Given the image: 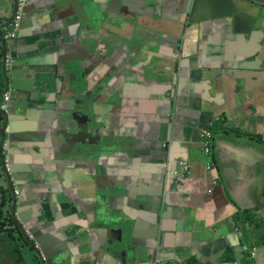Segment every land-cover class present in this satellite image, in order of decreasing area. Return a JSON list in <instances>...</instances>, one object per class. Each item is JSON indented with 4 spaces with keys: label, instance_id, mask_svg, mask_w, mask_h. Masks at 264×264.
Here are the masks:
<instances>
[{
    "label": "crops",
    "instance_id": "0c3cea01",
    "mask_svg": "<svg viewBox=\"0 0 264 264\" xmlns=\"http://www.w3.org/2000/svg\"><path fill=\"white\" fill-rule=\"evenodd\" d=\"M0 6V107L14 89L0 138L13 176H0V209L16 204L18 225L50 257L0 231V264H88L80 257L98 251L115 264H246L238 229L260 247L264 224V0H28L9 41L15 4ZM77 60L82 83L117 74L96 106L72 103L70 113L59 79ZM209 124L213 173L199 139ZM63 134L87 149L132 147L69 171L53 148ZM97 164L113 189L96 186ZM108 211L131 224L99 227Z\"/></svg>",
    "mask_w": 264,
    "mask_h": 264
},
{
    "label": "water",
    "instance_id": "95a60500",
    "mask_svg": "<svg viewBox=\"0 0 264 264\" xmlns=\"http://www.w3.org/2000/svg\"><path fill=\"white\" fill-rule=\"evenodd\" d=\"M16 14H17V5L15 6L14 16L12 20L10 21V24L13 23ZM23 22H22V25H23ZM64 67L66 68V70H64V72L61 73L59 80L61 82V86L65 88L61 92V95L67 101V107L69 108L70 113L74 111L72 103H74V105L77 106L78 110H83L85 101H89L93 107L96 106V100L101 96L105 97V90L110 87V81H112L113 77L117 74V69H113L112 70L113 73L111 75L107 76L105 79L97 83L96 86H94V85H91L88 81H84L82 83V80L84 78L82 74L84 72L82 60L75 61L73 65H64ZM112 96L113 95L108 97V101L109 99L112 98ZM44 105L47 106V103L45 102ZM93 113L96 116H99L94 111ZM54 132H55V129L52 128V133ZM73 136L74 134H63L59 137L58 139L59 141H57L55 145L53 146L55 153L56 154L60 153V156L62 158L61 160L62 163L67 167V170L69 171L77 169V165L83 162V159L85 157H92V158L101 157L105 153L113 152L115 148L120 147V146H123L126 149H131L132 147V144H129V143H118L117 145H114L115 143H112L113 145H111V147H109L106 150H99L97 148L87 149V145L79 143V138H80L79 135L76 137H73ZM98 166L99 165L97 164L92 168V174H91V178L93 177L96 178V186L99 188V190L113 189V188L108 189L101 185L100 179H101V176H103V171L101 169L99 170ZM10 171H11V174L7 172L6 170H5V173H7V175L9 176V180H12L13 173L11 169ZM120 190L126 191V189H120ZM15 191L16 190L13 187L12 193L14 194ZM103 199L104 197L101 196L100 197L101 203ZM114 217H119V216L115 215L114 213H110L109 211L105 213L101 212L97 215L96 223H101L99 227L108 228L112 230L117 229L118 231H122L124 226L131 224V221H125V220L122 221V219L115 220ZM259 225L260 224H257V222L253 220L252 227L257 228ZM257 229L261 232V235L259 236V240L262 242V245L260 247H257L256 245H254V242L257 244V240L254 236L249 237L246 231L244 232L242 231V230H245L244 225H241L238 229V231H240L239 239L242 242L239 245V251H236V252L238 253L237 256L240 255V258L246 261V264H259L256 261L257 254H259L260 251L264 252V224L258 227ZM22 231L24 232L27 238V241L29 242V246H31L34 249V251L39 254L41 259H43L42 254L44 255L45 259L50 258L47 255V253L45 255V252L43 253L41 249L38 248V243L33 235H31L23 227H22ZM98 238H99V235H98ZM119 243H121V240L119 241ZM101 244H104V243H101ZM61 252H59V254ZM93 254L95 258H91V256H84L83 258L80 257V259H82L80 263L87 261L88 264H93L94 262L95 264H105V263L115 264L114 261L108 260L107 258H103V256L105 255L104 251H98ZM149 255H150V258L153 260L154 259L153 254L150 253ZM236 264H241V260H236Z\"/></svg>",
    "mask_w": 264,
    "mask_h": 264
},
{
    "label": "built area",
    "instance_id": "2783aa9c",
    "mask_svg": "<svg viewBox=\"0 0 264 264\" xmlns=\"http://www.w3.org/2000/svg\"><path fill=\"white\" fill-rule=\"evenodd\" d=\"M13 1H14L15 6L17 5V14L14 18L13 23H11L10 26L6 30V31L9 30L6 36H4V39L6 41L15 40L18 38V35L21 31L22 22L24 18L26 17V7L28 5V0H13ZM3 65H4L5 72L10 71L13 66L12 58L5 55L3 58ZM8 88L10 90H8V92L3 95V104L0 107V113L2 117H5V116L7 117L10 113V103L12 100V92H14V90L10 88L9 86ZM211 129H212V125L209 124L207 128L205 127L204 129H202L200 133V137H199L202 155L205 159L208 160V162L206 163V170L209 173H213L214 171V166H213V163L211 162L214 136H213ZM1 144H2V153L0 155L1 161L3 162L5 166V170L9 172L10 166H9L8 157L6 155V153L9 152V145L5 141L4 142L2 141ZM180 165L183 168V175L184 176L190 175L191 167L187 165L186 163H180ZM212 185L213 187H216L218 185V181L215 177L212 178ZM15 193L17 197L20 196L19 191L16 190ZM209 193L211 194L212 191H209Z\"/></svg>",
    "mask_w": 264,
    "mask_h": 264
},
{
    "label": "rangeland",
    "instance_id": "374dc122",
    "mask_svg": "<svg viewBox=\"0 0 264 264\" xmlns=\"http://www.w3.org/2000/svg\"><path fill=\"white\" fill-rule=\"evenodd\" d=\"M0 9H1V6H0ZM4 170H5V166H4L3 162L0 161V176H1V174L4 172ZM9 173L11 174L10 169H9ZM5 177H6L7 180H9V176L7 175V173H5ZM0 186H1V184H0ZM1 187H2V186H1ZM15 192H16V191H15ZM15 205H16V204H14V207H13V210H12V214L10 215L11 218H12V219H10V224H12V225L15 224V222L12 223V220L14 221V219H16V220L18 221V223L20 222V221H19V217H18V215H17V213H18V208H17ZM15 210H16V212H15ZM20 225H22V224H20ZM9 227L12 228L11 225H9ZM8 233L14 238V240H16L17 244H18V243H21V246L23 245V246H25V247H26V246L29 247V242L27 241V238H26V236H25V234H24V232L22 231L21 228L18 230V232L9 231ZM12 237L9 238V242H10V243H12V242H11V240L13 239ZM21 246H20V249L17 250L18 253H19V255L22 254ZM38 256H39V254H38ZM39 257H40V256H39ZM21 259H22V258H21ZM21 262H22V260H21Z\"/></svg>",
    "mask_w": 264,
    "mask_h": 264
},
{
    "label": "trees",
    "instance_id": "16d2710c",
    "mask_svg": "<svg viewBox=\"0 0 264 264\" xmlns=\"http://www.w3.org/2000/svg\"><path fill=\"white\" fill-rule=\"evenodd\" d=\"M4 119L0 113V138L1 136H3V129H4V125H3ZM1 141H0V152H1ZM8 207V202L7 200L4 202V204L2 205L1 209H0V231H4V232H8V231H14V232H18L19 228L16 226V222L12 220V223L15 222L14 225L10 224V219L11 218V214L12 211H8V212H4V209ZM9 225L12 226V229H9ZM17 230H16V228ZM16 241V240H15ZM17 243V242H16ZM22 262H24V258L22 257ZM39 264H42V262L40 261ZM188 264H197V263H192L189 262Z\"/></svg>",
    "mask_w": 264,
    "mask_h": 264
},
{
    "label": "flooded vegetation",
    "instance_id": "af4514ba",
    "mask_svg": "<svg viewBox=\"0 0 264 264\" xmlns=\"http://www.w3.org/2000/svg\"><path fill=\"white\" fill-rule=\"evenodd\" d=\"M11 88V87H10ZM20 195H21V193H20ZM16 222V226L20 229H22V226L20 227L19 225H18V221H15ZM16 226H15V228H16ZM16 230H17V228H16Z\"/></svg>",
    "mask_w": 264,
    "mask_h": 264
},
{
    "label": "clouds",
    "instance_id": "9594fccd",
    "mask_svg": "<svg viewBox=\"0 0 264 264\" xmlns=\"http://www.w3.org/2000/svg\"><path fill=\"white\" fill-rule=\"evenodd\" d=\"M2 38L4 39V35L2 36ZM5 40V39H4ZM14 64V63H13ZM4 71H5V69H4ZM6 74H7V72H5ZM13 89V88H12ZM14 90V89H13ZM14 221H16V219H14Z\"/></svg>",
    "mask_w": 264,
    "mask_h": 264
}]
</instances>
